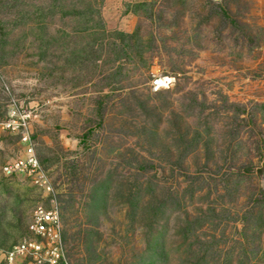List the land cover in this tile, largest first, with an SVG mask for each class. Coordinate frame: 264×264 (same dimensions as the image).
Returning <instances> with one entry per match:
<instances>
[{
  "label": "rangeland",
  "instance_id": "374dc122",
  "mask_svg": "<svg viewBox=\"0 0 264 264\" xmlns=\"http://www.w3.org/2000/svg\"><path fill=\"white\" fill-rule=\"evenodd\" d=\"M12 104L72 264H264V0H0ZM0 143L1 254L44 195Z\"/></svg>",
  "mask_w": 264,
  "mask_h": 264
},
{
  "label": "built area",
  "instance_id": "2783aa9c",
  "mask_svg": "<svg viewBox=\"0 0 264 264\" xmlns=\"http://www.w3.org/2000/svg\"><path fill=\"white\" fill-rule=\"evenodd\" d=\"M157 81L156 79L152 83L154 90L162 87ZM164 82L163 85H166L167 80ZM3 133L17 136L23 147L18 155L3 163L2 174L5 177H27L42 191L44 202L38 203L31 212L27 224L29 237L1 252L0 264H72L63 244L56 193L35 151L29 114L19 111L15 104H12L6 118L0 119V135Z\"/></svg>",
  "mask_w": 264,
  "mask_h": 264
},
{
  "label": "bare ground",
  "instance_id": "6f19581e",
  "mask_svg": "<svg viewBox=\"0 0 264 264\" xmlns=\"http://www.w3.org/2000/svg\"><path fill=\"white\" fill-rule=\"evenodd\" d=\"M165 80H167V79L165 78V79H163V80H158L157 83H159L160 85H163Z\"/></svg>",
  "mask_w": 264,
  "mask_h": 264
},
{
  "label": "trees",
  "instance_id": "16d2710c",
  "mask_svg": "<svg viewBox=\"0 0 264 264\" xmlns=\"http://www.w3.org/2000/svg\"><path fill=\"white\" fill-rule=\"evenodd\" d=\"M162 258H164V255L162 254V256H161Z\"/></svg>",
  "mask_w": 264,
  "mask_h": 264
}]
</instances>
